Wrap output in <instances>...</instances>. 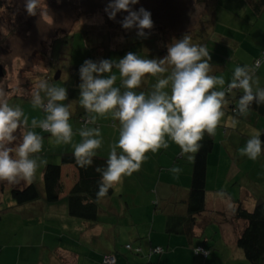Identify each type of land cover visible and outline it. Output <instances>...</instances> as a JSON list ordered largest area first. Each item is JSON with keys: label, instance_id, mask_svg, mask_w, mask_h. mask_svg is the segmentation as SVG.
<instances>
[{"label": "clouds", "instance_id": "1", "mask_svg": "<svg viewBox=\"0 0 264 264\" xmlns=\"http://www.w3.org/2000/svg\"><path fill=\"white\" fill-rule=\"evenodd\" d=\"M139 2L109 0L105 12L113 20L117 13L126 12L120 21L121 27L135 29L137 37L146 39L149 32L145 30L153 28V20L151 12L143 6L134 9ZM41 3L42 0H24L27 14L38 15ZM43 4L47 8L45 0ZM257 68L259 62L253 68L236 66L226 82L223 76L212 74L208 48L192 43L188 35L167 45V54L162 58H142L135 52H127L118 59H85L77 70L79 105L87 112L109 115L120 124L118 140L111 146L105 166L95 168L100 174L98 197L106 196L110 188L122 183L124 176L139 171L147 152L167 149L169 140L188 154L189 160H194L205 134L215 135L225 115L227 96L234 94V90L243 93L236 104L240 116L246 115L253 103L264 104V87L254 75ZM113 69L118 70V76ZM149 76L156 78L152 90L137 91ZM31 105L42 110L45 116L32 118L29 123L20 105H10L6 99H0V181L31 184L37 170L47 165L46 160L34 156L42 151L44 140L35 131L37 127L50 134L56 144L72 145L80 168L91 167L103 137L99 128L83 127L78 132L81 141L73 143L67 81L64 86H57L47 79L39 80L32 91ZM238 123L233 118L231 126L235 128ZM18 130H21L20 137L16 134ZM262 134L255 131L239 150L240 154L253 161L264 154ZM169 171L179 174L181 168L173 166Z\"/></svg>", "mask_w": 264, "mask_h": 264}, {"label": "rangeland", "instance_id": "2", "mask_svg": "<svg viewBox=\"0 0 264 264\" xmlns=\"http://www.w3.org/2000/svg\"><path fill=\"white\" fill-rule=\"evenodd\" d=\"M108 2L109 0H45L47 7L45 8L42 0L38 15L33 16L27 14L24 8V0H0V66L2 67L0 99H6L10 105H20L29 117V123L32 118L42 119L45 113L42 110L34 109L31 105L32 91L39 80L47 79L49 83L57 86H64L65 81H67L70 93L71 87L68 84V78L72 65H81L88 58L93 60L101 58L116 59V51L119 52L120 50L121 52L123 48L137 53L142 58H152L153 55L155 57V54L144 49V47L148 48L151 44L152 35L155 32H158L159 42L166 45L165 48L161 49L162 51H167V45L174 39L182 38L184 35L190 36L192 43L206 46L211 56L216 57L218 63L227 66L225 71L223 69L216 74L224 77V74L230 73L229 69L238 66L235 60H238L239 57L235 56L233 52L239 53V59H241V55L248 56L249 54L244 51L242 45L237 47V44L245 41L252 45L257 37L264 36V10L257 16L245 0H217L208 2L209 5H207L208 3H199L196 0H140L138 5L133 6L134 9L143 6L151 12L153 20V28L145 30L149 32V35L143 40L136 36L135 29L125 30L121 27L120 21L127 15L126 12L117 13L115 20L108 18L105 12ZM209 8L215 12L212 17H210ZM141 42V49L137 51L135 47L140 45ZM224 49L226 52L228 50L232 51L226 54L228 59L225 58ZM162 54L164 57L167 53L163 52ZM241 62L243 64L242 60ZM57 71L59 76L55 77ZM114 72L118 76V71L114 70ZM74 100L77 101V99ZM65 103H68V101H65ZM235 117L231 113L225 114L222 117L223 123L220 122L217 128L226 126L229 131L235 133V129L231 126V121ZM35 131L44 137L42 150L47 148L48 151L44 157H42L43 152L34 154V156L38 160L44 159L47 162H52L51 154L59 146L55 143V140L52 141L49 138L50 134L42 132L39 127ZM244 133L246 134L244 138L247 135L250 137L252 135V131L251 134L247 133V130ZM186 157L188 158V154L184 158ZM225 159L226 163L223 161L219 166H215V164L211 167L209 186L214 184L216 174L218 177L225 176V173L230 171L232 175H237V177L239 175L238 181L234 184L228 183L224 186V189L228 191L230 188L234 192L235 199H240L236 197L240 195L239 190L244 185L253 188L260 186L259 191L264 195V171L262 168L245 161L239 163L233 161L232 163L230 156ZM188 160L180 158L178 162L180 164L175 166L190 165ZM38 170L33 181L41 189V173L39 174ZM153 172H155L153 174V177H155L158 172L156 170ZM244 177H247V179ZM142 185L135 184L127 191L132 194L136 191V186L145 187L144 184ZM113 188L115 189L114 202L116 203L117 200L118 203H122L124 206V209L121 210L120 221L125 225L124 229H127H122L115 241L116 255L120 254L124 258L135 256L140 259L150 257V255L157 258L162 254L163 257L167 256L172 250L167 251L165 245L150 246L145 254L134 250L140 240L145 244L149 243V234H152L153 241L158 239L160 232H163L158 229V215L154 213L149 215V212L155 210V208L157 211L161 210L162 205L159 198L152 193L151 204L148 205L149 196H147V205L145 206L143 204L145 200L137 197L134 201L129 198L130 195L124 194L123 191L116 193V185ZM137 195H139L138 191L135 197ZM248 198L251 199L246 197L244 205L246 208L251 207ZM157 202L158 207H156ZM126 203L131 207L130 212H126ZM4 205V203L2 205L0 203V207ZM150 206H152V209L149 211ZM145 208H147V211H144ZM153 214L154 221L151 220ZM225 215L228 220L231 218L228 212ZM104 218L117 219V216L116 214H106ZM212 218H214L212 224L206 225L205 235L209 239V236L213 234L211 228L215 226L217 231H214V235L219 234V237L216 238L218 248L226 253L216 252L214 248L211 255L199 254V257H194L195 259L188 261L189 264H251L247 259L238 255L237 250L241 252L239 248L236 247V250L232 244L225 242L226 238H229V233L226 237L221 236V230H224L221 229L217 221L224 218L218 219L219 217L216 215H213ZM73 220L82 222L78 218ZM133 223L135 224L133 225ZM144 223H147L146 227H143ZM58 224H61L60 214H58ZM139 226L143 227L142 233H140L141 238H137L135 232H133ZM200 243H204L202 238ZM125 244H129L131 247H127ZM178 260L179 258L168 260L167 264H180ZM163 264L166 263L163 262Z\"/></svg>", "mask_w": 264, "mask_h": 264}, {"label": "crops", "instance_id": "3", "mask_svg": "<svg viewBox=\"0 0 264 264\" xmlns=\"http://www.w3.org/2000/svg\"><path fill=\"white\" fill-rule=\"evenodd\" d=\"M207 5H209V3ZM209 10L211 13L210 17H212V14L215 12L211 11L210 8ZM214 16H216V14H214ZM260 37L261 38L257 37L255 43L252 45L245 41L237 44V47L242 45L244 51L249 54L248 56L245 54L241 55V59H239V53L233 52L235 56L239 57L237 58L238 60H235L237 62L236 65H247L250 68L252 61L264 51V36ZM141 40H143V38ZM141 45L142 42L140 45H137L135 49L138 51L141 49ZM165 46L164 43L159 42L158 32H155L152 35L151 44H149L148 48L144 47V49L155 54V57H153L154 55L151 56L152 58H162V53H167V51L161 50L165 48ZM123 49L125 50L123 53L120 52V50L116 52V59L124 56L129 51L127 48ZM230 51L231 50H228V52H226L225 49L223 50L225 55L229 54ZM244 56L245 58L242 59ZM225 58L228 59V55H226ZM212 67V74L216 75L223 69L225 71L227 66L218 63L216 57H212ZM234 68H231L232 70L229 69V74H224L226 82L231 79ZM114 70L116 69H113V71ZM254 75L258 78L260 86L264 85V61L259 65V68L256 69ZM155 82L156 78L149 76L137 91H144L147 93L152 90V85L155 84ZM119 83L120 81L118 78L117 85H119ZM73 96L71 97L69 95L72 105L70 123L74 130L73 143L75 144L81 141V137L78 134L79 129L83 127L99 128L103 137V144L102 147L97 150L96 155L108 158L111 146L118 140L120 128L119 121L114 120L109 115L99 116L95 113L87 112L79 105V93ZM73 99H77V101H73ZM234 115L236 116L235 119L239 121L238 125L234 128L235 133L229 131L226 126H222L221 128H217L213 136L214 144L212 151L208 154L206 165V207L205 210L197 216L193 231L189 236L167 233L165 231L166 215L168 213L183 212V199H185L188 194V186L191 178L190 165L180 167L181 172L179 174H173L169 171L173 166L180 164L178 163L180 158L188 159L187 157L184 158L186 154L182 153L179 146L171 140L168 141L169 147L167 149H160L156 153H152L151 151L147 152L145 154L146 159L142 163L140 170L133 172L130 176H124L122 178V183L116 185V193L118 191H123L124 194L130 195L129 198H132L134 201L137 197L138 199L145 200V203H143L145 206L147 205V196H149L148 205L151 204L152 193L159 198L162 205L161 210L157 211L156 208L155 210H151L152 206H150L149 211H151L149 215L152 213L158 215V229L164 233L160 232L158 239L153 241L152 234H149L148 244L140 240L136 245L141 249V253L144 252V254L150 249V246L165 245L167 251L170 252L172 250L167 256L163 257L162 254L157 258L154 255H150V257H142L140 259L135 256L124 258L120 256V254L116 255L115 241L125 225L120 221V216H122L121 210L124 209V206L122 203H118L117 200L116 203L114 202L113 194L115 189L113 187L112 195L108 198L100 199L99 201V214L96 222L89 223L83 220H81L82 222L73 220L76 217H72L68 214L65 197L76 181L77 171L72 165L65 164L61 166V181L64 189L56 202H47L43 195H41L34 201L17 205L11 196L10 190L12 186H18L25 182L21 181L17 184H10L7 181H0V203L1 205L3 203L5 204L0 207V264H104L103 260L107 253L115 255V264H163V262L167 264L168 260L175 258H179L178 263L180 264H189L188 261L195 259L194 257H199V255L194 252V248L197 246L207 249L208 255L212 254V249L214 248L216 252L226 253L218 248L216 238L219 237V234L217 233L214 235V231H217L215 226L211 228L213 234L209 236V239L205 235L207 230L206 225L212 224L211 222H213L212 220L214 219L212 218L213 215L219 217L218 219L224 218L223 220L217 221L221 229L224 230H221V236L223 235L226 237L227 233H229V238H226L225 242L232 244V246L236 248V238L242 231L245 223L243 220L233 217V209L235 207L233 201L235 199L234 192L230 190V188L227 191L224 189V186L230 182V184L237 182L239 175L238 177L237 175H232L230 171L225 173V176L218 177L216 174L214 184H211V187L209 186L210 170L215 164V166H219L223 161L226 163L225 158L230 156L232 163L233 161L238 163L241 161L250 162L262 168L264 171V154L253 161L248 159L247 156H242L239 151L250 138L249 135L244 138L246 135L244 132L247 130V133L251 134L252 131L253 134L257 130L260 131L264 129V119L258 117L251 111L244 116H240L239 114ZM79 116L88 118V121L85 122L84 119ZM93 117H95L94 123L92 122ZM220 122L223 123V119H221ZM17 133V136L20 137L21 130H18ZM49 138L52 141L55 140L51 135ZM58 146L59 147L53 154H51L52 162L59 161L61 153H73L72 145ZM47 151V148L41 151L43 152L42 157L47 154ZM215 156L217 157L216 159ZM154 169L158 172L155 177H153V174H155V172H153L155 171ZM41 172L42 166L38 170L39 174ZM244 178L247 179V177ZM233 179L234 181L232 182ZM135 184H141V186L144 184L145 187L136 186V191L129 194L127 190L131 189ZM259 187L257 188V186H255L253 188L249 185H244L242 189L239 190L240 195L236 198H240L244 206L246 197H250L251 199L248 198V201H250L251 207L247 209H251L257 198L264 199V195L259 191ZM143 190L145 192H142ZM137 191L139 195L135 197ZM214 199L216 200L215 202ZM126 206V212H130L131 207L128 203H126ZM156 207H158V202ZM144 211H147V208H145ZM227 212L231 216L229 220L225 218V213ZM58 214L61 215V224H58ZM106 214H116L117 219H105L104 215ZM154 214L153 216L151 215V220L153 221ZM134 224L135 223H133V225ZM146 226L147 223H144L143 227ZM143 227L139 226L134 229L133 232H135L137 238H141L140 233H142ZM124 230L127 229L125 228ZM201 238L204 243H200ZM237 253L246 259L242 250L241 252L237 250ZM207 258L208 256L206 259Z\"/></svg>", "mask_w": 264, "mask_h": 264}, {"label": "trees", "instance_id": "4", "mask_svg": "<svg viewBox=\"0 0 264 264\" xmlns=\"http://www.w3.org/2000/svg\"><path fill=\"white\" fill-rule=\"evenodd\" d=\"M196 1L199 3H208L216 0ZM245 2L257 16L264 10V0H245ZM124 51V49L121 50L122 53ZM258 58H261V64L264 61V51L252 61L250 68H253V63ZM79 66L80 65H72V70L70 69L69 71L68 84L71 87V92L69 93L71 97L79 93L77 88V84L79 83L77 70ZM255 71L256 69L254 72ZM261 87H264V85ZM242 94L241 90H234V94L227 96L228 104L224 108L225 114L231 113L238 115L236 112V104L239 96ZM249 111L264 119V104L258 106L253 103ZM80 118L85 119L83 116ZM260 131L264 133V129ZM261 139L264 140V134H262ZM201 144L202 147L199 152L195 154V159L189 160L191 178L188 186V194L186 198L183 199V212L168 213L166 215L165 231L167 233L189 236L193 231L197 216L205 210L206 165L208 154L212 151L214 144L213 136H209L206 133ZM106 160L107 158L96 155L93 158V165L85 170L78 166L73 153H61L59 161L55 163L47 162L46 166H42L41 189H39L34 181L31 184L23 183L18 186L14 185L10 190L11 196L17 205L34 201L41 195H43L47 202H56L64 189L61 181V166L69 164L76 169L77 178L65 197L67 212L70 216L83 221L89 223L96 222L99 214L100 199L108 198L113 193V188H110L106 196L98 197L97 195L100 174L95 171V168L98 166H105ZM233 201L235 203L233 217L235 219H241L245 223L242 231L236 238V246L242 250L244 257L251 264H264V199L257 198L251 209L245 208L241 199H234ZM129 247H131V245H129ZM136 249H139V247L135 246L134 250L136 251ZM138 252L141 253V249ZM115 262L116 259L113 264H115Z\"/></svg>", "mask_w": 264, "mask_h": 264}, {"label": "built area", "instance_id": "5", "mask_svg": "<svg viewBox=\"0 0 264 264\" xmlns=\"http://www.w3.org/2000/svg\"><path fill=\"white\" fill-rule=\"evenodd\" d=\"M257 62H259V65H260L261 58L256 59V60L254 61V63H253V66L256 65ZM84 121H85V122L88 121V118H85ZM127 247H129V245H127ZM159 249H160V248H159ZM159 249H158V250H159ZM196 249H200L201 251H200L199 253H197V252H195ZM139 250H140V248H139V249H136L137 252H138ZM194 252H195V254H197V255H199V254H203L204 256H206V255L208 254L207 249H205V248H203V247H201V246H197L196 248H194ZM114 261H115V258H114V255H112V254H107V255H105L104 260H103L104 264H113Z\"/></svg>", "mask_w": 264, "mask_h": 264}, {"label": "water", "instance_id": "6", "mask_svg": "<svg viewBox=\"0 0 264 264\" xmlns=\"http://www.w3.org/2000/svg\"><path fill=\"white\" fill-rule=\"evenodd\" d=\"M0 74H2V67L1 66H0ZM58 76H59V72L57 71L55 77H58Z\"/></svg>", "mask_w": 264, "mask_h": 264}]
</instances>
